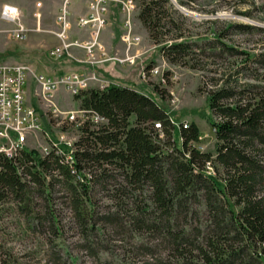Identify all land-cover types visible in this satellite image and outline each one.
Masks as SVG:
<instances>
[{
	"label": "trees",
	"instance_id": "trees-1",
	"mask_svg": "<svg viewBox=\"0 0 264 264\" xmlns=\"http://www.w3.org/2000/svg\"><path fill=\"white\" fill-rule=\"evenodd\" d=\"M168 4L142 1L139 17L148 30L174 25ZM194 44L172 42L161 50L180 62L198 55ZM243 53L264 62V53ZM231 83L227 79L208 96L219 117L210 121L218 139L215 155L194 146L202 136L196 123L177 124L175 112L134 86L83 90L75 96L81 107L106 122L97 130L91 122L81 127L73 163L65 150L43 156L26 148L14 158L0 153V202H16L30 229L46 222L59 234L46 264H81L63 239L57 193L71 210L82 250L97 264H264V98L245 101L238 81ZM209 163L223 168L222 184L208 173ZM101 190L108 191L111 207L99 205ZM37 197L49 208L43 217Z\"/></svg>",
	"mask_w": 264,
	"mask_h": 264
},
{
	"label": "rangeland",
	"instance_id": "rangeland-1",
	"mask_svg": "<svg viewBox=\"0 0 264 264\" xmlns=\"http://www.w3.org/2000/svg\"><path fill=\"white\" fill-rule=\"evenodd\" d=\"M129 1H132L134 10V29L141 37V42L138 46L131 45V49L127 51V43L121 39L125 17L120 13V5L115 3L112 5V23L102 30L101 39L111 57L119 59L127 54H137V63L129 66L112 58L105 64L96 65L95 72L98 78L102 83H106V86L114 83L134 86L154 96L167 110L176 113L177 124L183 123L187 127L191 123H196L202 136L199 142L193 143L194 146L215 155L218 139L210 121L218 120L219 117L212 113L209 106L208 96L212 88L230 79L231 84L234 85L238 81L237 90L244 91L245 101L253 103L260 97L264 98V62L261 64L248 60L247 55L243 53L244 51L252 54L264 53V0H169L167 14L175 21L174 25L153 28L151 31L145 27L139 17L143 0ZM18 2H20L21 21L29 29L27 37L18 40L12 38L9 34L12 25L0 19V53H2L0 62L10 65L22 63L30 70L29 99L44 117L43 129L38 131L37 137H30L27 148L37 149L45 156V148L50 149V140L44 132H49L50 137L55 141L62 133L65 134L75 143V149H80L77 142L83 136L81 127L86 122L77 126L69 123L63 114L52 116L47 110L46 103L37 96L41 86L35 80L33 73L59 76L70 70L95 73L94 69L88 66V62L78 63L71 58L57 60L49 55V50L60 42L55 30L59 29L56 17L61 0H44L41 6H37L38 2H42L38 0ZM75 3L78 5H73L74 16L76 17V13L85 16L82 14L85 10L84 5L80 1ZM35 12H41L42 17L36 18ZM74 29H76L75 24L72 29L73 38L87 37V35L85 37L87 32L80 35L78 30L74 31ZM180 41L196 43L194 45L198 55L186 57L180 62L170 61L161 48ZM229 46L234 47V50L229 49ZM140 49L142 51H139ZM202 49L205 52H202ZM148 65L159 66L163 74L154 79L141 78L142 69ZM245 67L247 68L244 69ZM234 79L237 81L234 82ZM250 84L254 87H250ZM89 87L102 89L97 80L91 81ZM54 100L63 111L82 108L80 100L62 87L56 93ZM134 119L135 117L131 118L132 121ZM101 126L102 124L98 123L90 124V128L96 130ZM179 137L177 133V143L181 146ZM209 164L208 173L218 175L220 178L218 181L223 182L225 176L223 168L219 166L220 169L216 170L211 163ZM107 192L101 190L96 195L102 208L111 207ZM60 194H56L54 208L61 219L65 244L68 245L72 255L80 257L81 264H97L91 255L82 250L81 235L72 228L71 210L62 202L63 198L59 197ZM35 202L36 210L41 213V217L46 215L49 209L46 202L40 197H37ZM231 202L234 200L231 199ZM235 209L238 210V206H235ZM58 235L46 222L40 223L35 230L30 229L26 216L16 202L12 199L0 202V264H46L51 249L57 250L55 245L60 239ZM112 241L118 242L114 241V238ZM121 250L119 246L118 252L122 253ZM134 256L136 253L133 254ZM140 258L138 256L137 260Z\"/></svg>",
	"mask_w": 264,
	"mask_h": 264
},
{
	"label": "built area",
	"instance_id": "built-area-1",
	"mask_svg": "<svg viewBox=\"0 0 264 264\" xmlns=\"http://www.w3.org/2000/svg\"><path fill=\"white\" fill-rule=\"evenodd\" d=\"M88 1L91 9L89 16L78 14L74 18L73 4L75 0H61V6L56 17L59 29L55 30L60 42L49 50V55L53 59L71 58L78 63L88 62L91 64H99L112 58L118 59L110 56L106 48H104L101 39L102 30L112 23L111 14L114 3L115 5H120V13L125 17L121 39L124 43H127V51L131 49V45L138 46L141 42V37L134 29L132 1ZM41 5L42 2L37 3V6ZM1 17L10 23L13 22L14 26L9 29V34L12 38L18 40L27 37L29 29L21 21L19 7L12 4H4L1 10ZM35 17L40 19L42 17L41 12H37ZM74 24L76 25L74 31L78 30L80 35L87 32L85 34V37L87 35L86 38L80 36L73 38L72 29ZM139 51H142V49ZM137 58V54H127L118 60L121 63L132 66L137 63ZM29 72V67L25 64L10 65L0 62V153L10 158L16 157L27 148L30 137H37V132L43 129V115L28 96ZM160 74L163 73H161L159 66L152 65L143 68L140 76L144 79H154ZM33 75L41 86L37 96L41 97L46 103L47 110L52 116L63 114L69 123L77 126L85 122L95 124L106 122L105 117L92 109L82 107L63 111L54 100L55 92L61 87H64L72 95L80 94L83 90L89 89L91 81L99 80L95 73L69 71L59 76H44L36 73H33ZM162 80L165 81V78L162 77ZM101 85L104 87L105 83ZM156 127H160V123H156ZM44 134L50 140V149L45 148L46 155L51 151L65 150V157H69L72 163L75 161V143L71 139H68L62 133L59 139L55 141L50 137L49 132H44ZM62 144L67 146L68 150Z\"/></svg>",
	"mask_w": 264,
	"mask_h": 264
},
{
	"label": "crops",
	"instance_id": "crops-1",
	"mask_svg": "<svg viewBox=\"0 0 264 264\" xmlns=\"http://www.w3.org/2000/svg\"><path fill=\"white\" fill-rule=\"evenodd\" d=\"M18 1H22V0H0V13H1V10H2V7H3V5L4 4H12V5H15V6H17V7H19V11H20V14H21V10H20V2H18ZM38 1H42V3H43V1L44 0H38ZM75 1H80L83 5H84V7H85V10L83 11V13L82 14H84V15H87L88 13H89V1L88 0H75ZM73 5H78V3H75L74 2V4ZM73 11H75V9H73ZM75 13V12H74ZM76 15H77V13H76ZM0 19H3L2 17H1V15H0ZM4 21H5V19H3ZM7 23H9V24H11L12 26L11 27H13L14 26V24H13V22L12 23H10V22H8V21H6ZM10 29V28H9ZM105 33V32H104ZM105 35H106V33H105ZM110 45V44H109ZM111 46V45H110ZM71 71V70H70ZM51 76V75H50ZM52 76H54V75H52ZM36 80V79H35ZM40 85V84H39ZM41 88V87H40ZM62 89H64V90H66L65 88H63L62 87ZM59 90H61V88L60 89H58L56 92H55V95H56V93L59 91ZM70 93V92H69ZM71 94V93H70ZM55 97V96H54ZM56 102V101H55ZM57 103V102H56ZM58 104V103H57Z\"/></svg>",
	"mask_w": 264,
	"mask_h": 264
},
{
	"label": "bare ground",
	"instance_id": "bare-ground-1",
	"mask_svg": "<svg viewBox=\"0 0 264 264\" xmlns=\"http://www.w3.org/2000/svg\"><path fill=\"white\" fill-rule=\"evenodd\" d=\"M91 13V9H90V6H89V13L87 14V15H85V16H89V14ZM73 17L75 18V16H74V13H73ZM3 19H5V18H3ZM6 20V19H5ZM7 21V20H6ZM110 61V60H109ZM106 63V61L105 62H102V63H99V64H93V65H100V64H105ZM91 64V63H90ZM96 74V73H95ZM97 75V74H96ZM35 78V77H34ZM97 82H99L100 84H102V81L99 79V80H97ZM106 84V83H105ZM102 86V85H101ZM108 86V85H107ZM106 87V85L104 86V87H102V88H105ZM28 88V87H27ZM69 92V91H68ZM72 95V94H71ZM76 95H79V94H76ZM76 95H72L73 97H75ZM28 96H29V89H28ZM43 117H44V115H43ZM43 119V118H42ZM37 132V131H36ZM35 132V133H36ZM34 133V134H35ZM38 133V132H37ZM26 149V148H25ZM58 152H60V150L58 151Z\"/></svg>",
	"mask_w": 264,
	"mask_h": 264
}]
</instances>
